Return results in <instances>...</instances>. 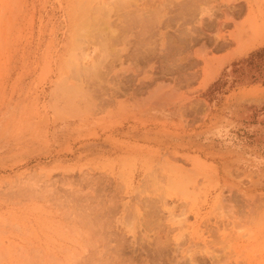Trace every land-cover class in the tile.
<instances>
[{
    "label": "rangeland",
    "instance_id": "1",
    "mask_svg": "<svg viewBox=\"0 0 264 264\" xmlns=\"http://www.w3.org/2000/svg\"><path fill=\"white\" fill-rule=\"evenodd\" d=\"M181 1L0 0V264H264L256 3Z\"/></svg>",
    "mask_w": 264,
    "mask_h": 264
},
{
    "label": "bare ground",
    "instance_id": "2",
    "mask_svg": "<svg viewBox=\"0 0 264 264\" xmlns=\"http://www.w3.org/2000/svg\"><path fill=\"white\" fill-rule=\"evenodd\" d=\"M167 1V0H166ZM168 1H170V0H168ZM173 1V0H172ZM180 1L181 0H179V2H177V3H180ZM186 0H184V2H185ZM216 1V0H215ZM236 1H238V0H221L220 1V3H225L227 6H229L230 4H232V3H234V2H236ZM182 2V1H181ZM188 2L190 3V1L188 0ZM191 2H193V1H191ZM247 2V6H248V8L250 9L249 10V17H248V19H246L245 21H243L241 24H239L238 26H236V30H237V32H236V34H233V35H230L229 37L227 36V38H229V41H228V44H232V46H235V48L233 49V51H232V53L230 54V55H228L227 56V58H230V57H232L233 55L235 56V55H239V54H242V53H244V52H246L248 49H250V48H253V47H257V46H262V45H264V0H254V2L256 3L255 5H253L252 3H250V1H246ZM172 3V2H171ZM177 3H176V5H177ZM257 3L259 4L258 6H257ZM161 4V3H160ZM165 4H167V3H165ZM164 3H163V5H165ZM183 3H181V5H182ZM185 4H186V2H185ZM188 4V3H187ZM186 4V5H187ZM193 4V3H192ZM197 4V5H196ZM173 5H175V4H173ZM188 5H190V4H188ZM194 5H196V6H193L192 7V5H191V7L195 10V8H197V9H199L200 10V13H202V12H204V9L203 8H201V7H204L203 6V4H202V0H195L194 1ZM208 5V4H207ZM209 6V5H208ZM215 7H217V5H214ZM243 6V5H242ZM255 6V7H254ZM165 7H166V5H165ZM179 6H177V8H178ZM160 8V7H159ZM167 8V7H166ZM170 8V7H169ZM183 9H184V7H182ZM181 8V9H182ZM220 8H221V6H220ZM224 8V7H223ZM222 8V9H223ZM234 8V7H233ZM238 8V7H237ZM161 9V8H160ZM159 9V10H160ZM196 9V10H197ZM206 9V8H205ZM171 10V9H170ZM174 10V9H173ZM186 10V9H185ZM195 10V11H196ZM199 10H197L196 12H198ZM212 10V12H213V9H211ZM228 10H229V8H228ZM172 11V10H171ZM206 11V10H205ZM230 11V10H229ZM239 11H242V10H239ZM244 11V10H243ZM160 12H161V10H160ZM159 12V13H160ZM196 12H195V16L197 15L196 14ZM215 12V11H214ZM213 12V13H214ZM224 12H226V10H223L222 11V13H224ZM167 13H172V12H167ZM175 13V12H174ZM177 13V12H176ZM217 13V12H216ZM228 13V12H227ZM230 13V12H229ZM231 13H233V12H231ZM168 14V17L170 16ZM173 14V13H172ZM171 14V15H172ZM221 14V13H220ZM220 14H218V15H220ZM175 15V14H174ZM203 15V14H202ZM209 15V14H208ZM215 15V14H214ZM217 15V16H218ZM222 15V14H221ZM240 15V14H239ZM165 16H167L166 15V13H165V15H162L161 16V18H160V20H159V25H163V24H167V23H165L166 21L167 22H169L170 23V21L171 20H168L167 19V17H166V20H164L163 19V17L165 18ZM173 16V15H172ZM176 16H178L177 14H176ZM183 17H184V15H182ZM186 17H188L187 15H185ZM200 16V15H199ZM199 16L197 15L196 17L197 18H199ZM212 17L213 18V16H212V14L210 13V15H209V17ZM216 16V15H215ZM171 17V16H170ZM183 17H179V19L177 18V21L178 20H180L181 21V19L180 18H183ZM211 17L210 18H208V16L206 17V19L208 18L209 20L211 19ZM221 17V16H220ZM158 18V19H159ZM175 18V17H174ZM204 18V17H203ZM203 18L202 17H200L199 18V21L201 22L202 20H203ZM226 18V20L225 21H228L229 19H227V16L225 17ZM173 19V18H172ZM188 19H191V21L193 22V20H192V18L191 17H188ZM207 19V20H208ZM214 19V18H213ZM216 19H217V17H216ZM215 19V20H216ZM221 19V18H220ZM153 20V19H152ZM165 22H164V21ZM184 20H185V17L183 18V21L182 22H184ZM149 21H151V20H149ZM179 21V22H180ZM186 21V20H185ZM188 21H190V20H188ZM194 21H196V19H194ZM198 21V20H197ZM203 21H205V20H203ZM213 21V20H212ZM224 21V20H223ZM152 22V21H151ZM164 22V23H163ZM181 22V23H182ZM191 22V23H192ZM206 22V21H205ZM216 22H218V20L216 21ZM202 23V22H201ZM230 23V22H229ZM176 24V23H175ZM175 24H174V26H175ZM187 24H189L188 22H187ZM196 24H197V22H196ZM220 24V23H219ZM218 24V25H219ZM226 24V23H225ZM147 25H149V24H147ZM156 25H157V23H156ZM169 25V24H168ZM179 25H180V27H179ZM178 25V28H181V24H179ZM202 25H204V23L202 24ZM207 25H208V23H207ZM236 25V24H235ZM151 26V25H150ZM164 26V25H163ZM184 26V25H183ZM182 26V27H183ZM187 26H190V25H187ZM220 26V25H219ZM222 26H224V25H222ZM222 26H221V28H222ZM226 26H227V24H226ZM145 27V26H144ZM157 27H158V25H157ZM164 27H166V25L164 26ZM164 27H163V29H164ZM172 27V26H171ZM201 27V26H200ZM213 27V26H212ZM148 28H149V26H148ZM162 28V27H161ZM168 28H169V26H168ZM177 28V27H176ZM184 28V27H183ZM203 28H205V27H203ZM147 29V28H146ZM152 29V28H151ZM170 29V28H169ZM182 29V28H181ZM185 30H187L186 29V27L184 28ZM218 29H219V27H218ZM217 29V30H218ZM149 30H150V28H149ZM183 30V29H182ZM205 30V29H204ZM203 30V31H204ZM153 31V30H152ZM155 31V30H154ZM180 31V30H179ZM188 31V30H187ZM191 31V30H190ZM189 31V33H191ZM222 31V30H221ZM149 32H151V31H149ZM183 31H180V33L181 34H183L182 33ZM229 32V31H228ZM156 33V32H155ZM159 33V32H158ZM167 33V32H166ZM179 33V32H178ZM187 33V32H186ZM185 32H184V35L186 34ZM163 34H164V32H163ZM163 34H162V36H163ZM181 34H179V35H181ZM193 34V33H192ZM191 34V35H192ZM219 34V33H218ZM220 34H222V33H220ZM154 35H156V34H154ZM158 35H160V34H158ZM165 35V34H164ZM169 35H171V33L169 34ZM177 35V34H176ZM183 35V36H184ZM188 35H190V34H187V36ZM211 35V34H210ZM223 35V34H222ZM225 35V34H224ZM165 36H167V35H165ZM187 36H185V37H187ZM220 36V35H219ZM164 37V36H163ZM175 37V36H174ZM193 37V36H192ZM215 37V36H214ZM217 37V36H216ZM221 37V36H220ZM226 37V36H225ZM224 37V39H226ZM168 38H169V36H168ZM167 38V39H168ZM179 38V37H178ZM184 38V37H183ZM147 39H148V37H147ZM197 39V38H196ZM196 39H194V40H196ZM205 39V38H204ZM216 39V38H215ZM140 40H142V39H140ZM174 40V39H173ZM186 40V42H187V40L188 39H185ZM199 39H197V42H199L198 41ZM217 40V39H216ZM215 40V41H216ZM168 41V40H167ZM179 41V40H178ZM189 41H191V39L189 40ZM206 41V40H205ZM219 41V40H218ZM196 42V43H197ZM221 42V41H220ZM225 42V41H224ZM142 43V42H141ZM149 43V42H148ZM167 43V42H166ZM188 43V42H187ZM191 43V42H190ZM213 43V42H212ZM138 44V43H137ZM170 44V43H169ZM175 44V43H174ZM182 44V43H181ZM180 44V45H181ZM208 44V43H207ZM210 44V43H209ZM215 44H216V42H215ZM220 44V43H219ZM218 44V45H219ZM222 44H223V42H222ZM150 45V44H149ZM185 45V44H184ZM218 45H217V49H218ZM200 46H202V45H200ZM208 46V45H207ZM216 47V46H215ZM186 48V47H185ZM205 48L206 47H204V50H205ZM214 48V47H213ZM168 49V48H167ZM183 49V48H182ZM182 49H180V50H182ZM190 49V48H189ZM209 49H211V48H209ZM220 49V48H219ZM221 50V49H220ZM188 51V50H187ZM201 51V50H200ZM162 52V51H161ZM196 52V51H195ZM206 52V51H205ZM171 53H172V51H171ZM207 53H209V52H207ZM128 54V53H127ZM198 54V53H197ZM199 55V54H198ZM202 55H204L203 53H202ZM192 56H193V54H192ZM197 56V55H196ZM195 57V56H194ZM192 58V57H191ZM207 58H208V56H207ZM203 59H204V57H203ZM209 59V58H208ZM128 60H130V59H128ZM134 60V59H133ZM197 61V60H196ZM194 62V61H193ZM204 62V61H203ZM193 64V63H192ZM196 64V63H195ZM77 65V64H76ZM137 65V64H136ZM80 66V65H79ZM132 66V65H131ZM204 66V65H203ZM134 67V66H133ZM137 67V66H136ZM132 68V67H131ZM139 68V67H138ZM219 68H221V64H220V67ZM219 68L217 69V70H213V71H211L210 72V74H209V76L207 77V79L205 80V84L207 85L211 80H213L215 77H216V75H217V73H218V71H219ZM142 69H144V68H142ZM133 70H135V72L136 71H139V69H134L133 68ZM197 71V70H196ZM133 72V71H132ZM143 72V71H142ZM180 72V71H179ZM139 73H140V71H139ZM194 73V72H193ZM192 73V74H193ZM77 74V73H76ZM184 75V74H183ZM187 75V74H186ZM189 75V74H188ZM194 76H196V74H193ZM192 75V76H193ZM183 77V79H184V76H182ZM180 78H181V76H180ZM186 78V77H185ZM78 80V79H77ZM89 80V79H88ZM187 80H188V78H187ZM190 81V80H189ZM188 81V82H189ZM86 82V81H85ZM91 82V81H90ZM94 82V81H93ZM89 83V82H88ZM204 84V85H205ZM88 86V85H87ZM74 87V86H73ZM72 87V88H73ZM66 88H69V87H66ZM71 88V89H72ZM74 89H75V87H74ZM77 89V88H76ZM75 89V91H77ZM73 90V89H72ZM69 90H67V92H68ZM74 91V92H75ZM70 92V91H69ZM71 95V94H70ZM67 98V97H66Z\"/></svg>",
    "mask_w": 264,
    "mask_h": 264
},
{
    "label": "crops",
    "instance_id": "3",
    "mask_svg": "<svg viewBox=\"0 0 264 264\" xmlns=\"http://www.w3.org/2000/svg\"><path fill=\"white\" fill-rule=\"evenodd\" d=\"M264 46V45H263ZM258 47H261V46H258ZM263 49H264V47H262ZM259 50V49H258ZM247 53H245V55H246ZM250 54H251V56H252V52H250ZM264 91V86H262V85H253V86H250V87H248V88H246V89H244V93L243 94H246V97H243V98H252V97H259V96H262V95H256V96H250V95H248V93L249 92H251V91Z\"/></svg>",
    "mask_w": 264,
    "mask_h": 264
},
{
    "label": "trees",
    "instance_id": "4",
    "mask_svg": "<svg viewBox=\"0 0 264 264\" xmlns=\"http://www.w3.org/2000/svg\"><path fill=\"white\" fill-rule=\"evenodd\" d=\"M262 52H264V51H261L260 53H262Z\"/></svg>",
    "mask_w": 264,
    "mask_h": 264
}]
</instances>
